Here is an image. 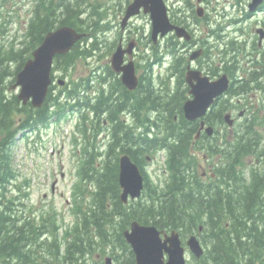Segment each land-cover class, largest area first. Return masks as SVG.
<instances>
[{"label": "trees", "instance_id": "trees-1", "mask_svg": "<svg viewBox=\"0 0 264 264\" xmlns=\"http://www.w3.org/2000/svg\"><path fill=\"white\" fill-rule=\"evenodd\" d=\"M80 4L58 2L56 5L54 0H37L24 47L16 48L12 45L0 50V131L4 132L0 139V186L5 188L14 177L10 168L9 148L16 134L13 127L18 112L26 114L22 127L35 128L39 125L46 126L54 115L60 117L66 109H75L83 104L96 115L106 112L107 117L114 122L113 143L107 153L104 170L94 168L92 171L98 185L94 200L96 207L84 212L82 224L77 229L78 234L66 246L64 253L58 239L46 244L50 247L53 260H62L64 264H81L80 258L75 255L80 252L83 257L91 250L89 247L85 248L86 245L93 247V232L96 230L106 241L108 231L105 224H114L115 217L120 216L118 225L122 230L134 219L145 224H155L160 229H178L184 235L198 231L203 224V242L207 251L196 264H264V138L258 133L256 121H246L242 131L236 132L234 140L227 137L220 141L219 136L211 138L204 135L194 144L198 122H190L184 116V91L179 88L173 94L170 91L166 94L157 93L152 74L143 76L135 91L127 90L120 79H117L114 86L118 89L121 87V93L115 96L116 91H112L106 97L102 93L94 103L89 98L80 101L79 88L82 81H76L71 88H66L65 101L60 99L62 92L56 95L50 92L45 105L39 109H27L21 106L16 95L7 94L8 77L15 76L22 69L30 51L57 24L71 25L80 31H95V25L99 28V17H95L99 16V10L94 7V11L91 10L85 17L87 11ZM80 48L78 42L70 53L58 55L56 68H68L76 58L91 53L89 48ZM177 59L179 62L175 69L183 75V57ZM10 62L17 64L15 70ZM262 78L258 86L264 89V67ZM244 83L239 89L232 86L230 92L247 91L245 86L249 83ZM85 88L89 89L90 86L86 83ZM53 106L55 110L51 109ZM227 107L228 104L225 103L214 106L207 121L210 124L223 122L222 112ZM124 109H128L135 120L145 126L143 133L136 134L130 125L126 127L120 120L119 114ZM154 111L158 114L156 119L151 118ZM153 126L156 131L151 136ZM198 145L207 150L210 156L220 155L221 164L216 169L219 176L217 180L206 182L198 173V158L192 151ZM163 149L168 153L169 181L161 189L145 177L143 198L127 209L119 198V152H128L142 167L147 154ZM249 156L256 157L259 163L254 167L248 166L246 172L245 158ZM109 196L111 209L108 208ZM3 199L2 193L0 259L3 264H35L43 257H38L37 252L31 249L30 241L32 238L35 240L41 231L55 232L58 228L56 219L43 215L42 222L30 218L19 226L16 222L18 218L7 213L10 206ZM122 230L118 239L126 257L120 258L119 264H136L135 253L124 239ZM79 232H82L81 236ZM86 236L88 238L85 242Z\"/></svg>", "mask_w": 264, "mask_h": 264}, {"label": "rangeland", "instance_id": "rangeland-1", "mask_svg": "<svg viewBox=\"0 0 264 264\" xmlns=\"http://www.w3.org/2000/svg\"><path fill=\"white\" fill-rule=\"evenodd\" d=\"M123 0H116L118 3L114 5L111 0H91L92 3H102V10L107 12V18L103 20L105 25V32H99L104 42L101 45V49L97 50L96 54L87 59L78 60L73 67L70 69V75L67 79L71 78L78 79L81 76H87L90 74L91 69L96 66L105 67L109 63L110 56L108 53L114 44H118L119 38L123 36L140 37L142 41L137 49V54L135 56L136 62L140 63L137 67V72L139 75L146 73L148 68L147 64L153 62L156 58L153 55L151 48L152 43H148V35L151 30V21L148 15L141 14L135 17L131 22L128 29L122 34L120 21L122 19V7ZM248 1L243 0L242 3H238L237 0H210V17L209 21H203L199 24L196 30V36L200 40L209 39L210 42L216 45L215 49L211 50V55L209 57H202L201 63L198 61L196 65L206 73L210 74L212 77H218L224 72L222 70L223 61L221 59L222 51H230L232 45H227V42L235 38L239 42H244L247 50H251L252 44L257 41L258 38L254 36L253 30L257 26L259 20H264V12H261L254 16H246L248 12ZM88 4V2H87ZM34 1L33 0H0V48L2 45L9 46L11 44L16 46H24L23 42L26 38V31L29 23V19L32 15ZM89 5V4H88ZM174 5H184L182 2H176ZM211 29L217 31L221 36L217 39L214 34L211 33ZM165 40L161 42V51L164 48ZM88 45V44H87ZM200 46V42L198 43ZM115 46V47H116ZM161 52L159 55H161ZM235 51H230L228 55L232 57ZM245 52L238 51L236 53V58L238 60L237 66L240 67L238 74L242 73L243 68H249V65L244 58ZM243 58L245 60H243ZM167 62L155 63L152 65L153 74L156 80V90L166 93V85L161 83V79L167 77L169 68V62L172 57L167 56ZM217 75H213L212 73ZM64 71H55L56 75L63 74ZM178 74L171 78L172 83L171 88L175 89L177 86ZM184 88V86L182 87ZM60 89V86L56 88V91ZM255 92L250 93V97H253L251 104H256L259 100L258 97H254ZM224 98H227L231 102H237L239 96H234L233 94H226ZM243 100V99H242ZM229 104V103H228ZM235 107V106H234ZM234 107H230L233 109ZM242 108H238L233 111V115L236 117L237 126L238 123L244 121V119L249 116L253 117L255 110L253 109L251 113L239 117V112ZM261 116V113H259ZM79 113H71L68 117L60 122L54 123V126L42 130L39 135L37 133L29 132L27 136H22L20 133L17 136V140L14 142L12 147V158L14 168L19 171L20 175L17 179V183L25 182L24 178L30 181V184L24 188V191L29 193L26 203L33 204L32 209H34V215H37L38 209H49L51 211L56 210L58 212V218L62 221V224H73V222L78 217L72 208L74 206L73 193L74 186L79 184L81 181V174L79 172V167L83 165L85 155L80 152V149L84 148L85 138L82 136V131L76 128V121H79ZM264 122V121H263ZM108 123V122H107ZM54 127V128H53ZM92 127V124L89 126ZM220 131L222 133L228 131V134L235 135L234 130L231 132L230 127L227 125H219ZM239 128V126H238ZM262 128H264V123ZM55 130V133L54 132ZM91 131H89L90 133ZM103 131L98 136V142L101 144V150L105 149L104 142L108 140V136ZM226 133V135H228ZM43 138H45V144H43ZM75 138L78 140L76 141ZM42 148L37 150L35 147L41 146ZM36 145V146H35ZM96 158V162L101 160ZM165 159L166 155L164 153H158L155 158L151 159L149 164L146 165V170L150 174L151 180L156 184H163L167 179V173L165 172ZM219 162L215 157L211 159L210 162H206L205 159H201V171H207V175L210 176L211 165L213 163L216 165ZM254 161L252 158L249 159V163L252 164ZM56 181V190L54 193L51 191L53 182ZM83 185V184H81ZM84 187V186H83ZM86 189H94V184H88ZM15 194L16 190H12ZM47 193V197L45 194ZM89 194V192H87ZM31 209V208H30ZM111 255L109 252L107 254H101L98 258L101 261H105V256ZM187 257L189 261L194 260V256L189 252L187 248ZM94 258H90V263L93 264Z\"/></svg>", "mask_w": 264, "mask_h": 264}, {"label": "water", "instance_id": "water-1", "mask_svg": "<svg viewBox=\"0 0 264 264\" xmlns=\"http://www.w3.org/2000/svg\"><path fill=\"white\" fill-rule=\"evenodd\" d=\"M262 0H254L250 5L255 9ZM141 7H145L146 12H151L153 20V37L156 39L159 32L166 34L173 28H177L180 35H186L184 29L174 26L170 23L167 15L166 6L163 0H134L129 5L123 20V25L128 19L140 12ZM83 33H78L73 27L62 26L54 31H50L42 44L33 52L34 58L29 59L24 68L17 75V85H22L20 98L25 102L33 97V104L41 106L47 96L48 88L51 83V69L54 56L58 53L68 52L74 43L83 37ZM187 36V35H186ZM133 44H131V48ZM124 50L119 47L113 55V66L118 71L123 70V82L131 89L136 88L138 84L135 75L134 62L121 66L123 62ZM196 56V55H194ZM187 80L191 83V93L194 98L187 100L184 105L186 116L190 120H195L206 114L214 99L224 93L229 88L230 80L227 74L219 79L210 81L208 76H202L200 71H189ZM193 80H197L194 83ZM231 115H226V120L232 124ZM204 126V122H203ZM209 134L213 133V128H207ZM120 183L124 188L122 199L127 201L128 195L139 196L143 188V176L139 167L134 163L131 157L126 154L120 159ZM162 231L154 225H142L134 221L131 225V231L126 230L125 235L132 243L139 264H186L184 258L185 249L181 245V239L177 231L171 235L165 233V239L161 237ZM189 244L197 255L203 253L196 237H191ZM165 252L169 254V260L166 262Z\"/></svg>", "mask_w": 264, "mask_h": 264}, {"label": "flooded vegetation", "instance_id": "flooded-vegetation-1", "mask_svg": "<svg viewBox=\"0 0 264 264\" xmlns=\"http://www.w3.org/2000/svg\"><path fill=\"white\" fill-rule=\"evenodd\" d=\"M167 1H171V0H167ZM242 1H243V0H239L238 3L241 4ZM184 2H185V4H186V3L188 4V5H185L184 8H188V7H189L187 13L192 12L193 7L196 6V5H193V0H184ZM203 5H204V8L206 9V11L208 12V11H209V5H211V4H210V0H204ZM169 8H170V11L172 10V11L175 12V10H176V9H173V8H172V5H170ZM172 11H171V12H172ZM256 13H257V12H256ZM180 14H183L182 8H180L179 11H178V15H179V16H180ZM183 15H184V14H183ZM190 16H191V15H188V16H187V20H188L187 22H188V24L190 25V27H192V32L194 33V30L196 29L197 26L194 25L193 21L190 20ZM263 26H264V24H263Z\"/></svg>", "mask_w": 264, "mask_h": 264}]
</instances>
